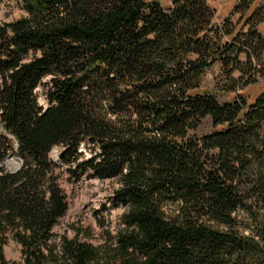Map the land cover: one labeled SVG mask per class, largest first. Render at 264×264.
<instances>
[{
  "label": "trees",
  "instance_id": "16d2710c",
  "mask_svg": "<svg viewBox=\"0 0 264 264\" xmlns=\"http://www.w3.org/2000/svg\"><path fill=\"white\" fill-rule=\"evenodd\" d=\"M15 1L27 14L0 23V264H16L11 240L21 264H264V92L216 95L264 75V0L222 23L210 0ZM216 63L225 83L201 91ZM207 117L221 129L196 135ZM84 176L118 183L121 225L99 219L98 241L54 230L63 181Z\"/></svg>",
  "mask_w": 264,
  "mask_h": 264
},
{
  "label": "rangeland",
  "instance_id": "374dc122",
  "mask_svg": "<svg viewBox=\"0 0 264 264\" xmlns=\"http://www.w3.org/2000/svg\"><path fill=\"white\" fill-rule=\"evenodd\" d=\"M160 1L164 7L171 5V0ZM238 2L239 0H210V4L216 9L217 21L222 23L228 18L235 22L238 19V15H233V10ZM258 3H262V0ZM26 14V11L22 9L17 1L0 0V23L19 19ZM258 29L264 33V23L259 25ZM241 58L245 60V55L243 54ZM236 75H240V73L237 72ZM222 82L225 83L222 75V66L220 63H216L203 75L201 91L215 90L218 83ZM261 92H264V75H259L255 84L243 88L237 87L235 91L230 92L218 91L216 95L221 102H231L237 94H242L249 101H254ZM40 100L44 103L43 97ZM216 129H221V127H215L211 118L207 117L194 133L198 136H203ZM82 149H85V146ZM59 153L60 147L55 146L50 152V155L55 160H58ZM19 165L20 160L15 157L9 161L11 168H17ZM117 186L118 183L113 179H89L84 176L81 180L72 182L66 178L63 181V187L68 195L69 210L55 227V232L58 235L66 234L69 237H74L76 235L74 227L81 229L88 228L93 233V240L98 241L101 236L99 219L112 228L119 227L121 225L120 215L123 212V208H112L110 203V198ZM81 237L84 238V234ZM5 254L10 262L21 264V245L16 241L11 240L5 246Z\"/></svg>",
  "mask_w": 264,
  "mask_h": 264
},
{
  "label": "water",
  "instance_id": "95a60500",
  "mask_svg": "<svg viewBox=\"0 0 264 264\" xmlns=\"http://www.w3.org/2000/svg\"><path fill=\"white\" fill-rule=\"evenodd\" d=\"M10 158H14V155L12 154V155L10 156Z\"/></svg>",
  "mask_w": 264,
  "mask_h": 264
}]
</instances>
